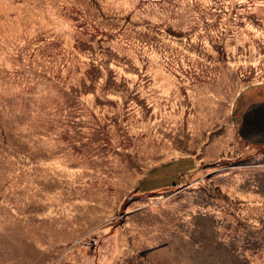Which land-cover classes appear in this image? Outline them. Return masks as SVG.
I'll use <instances>...</instances> for the list:
<instances>
[{
  "label": "rangeland",
  "instance_id": "374dc122",
  "mask_svg": "<svg viewBox=\"0 0 264 264\" xmlns=\"http://www.w3.org/2000/svg\"><path fill=\"white\" fill-rule=\"evenodd\" d=\"M0 264H264V0H0Z\"/></svg>",
  "mask_w": 264,
  "mask_h": 264
}]
</instances>
